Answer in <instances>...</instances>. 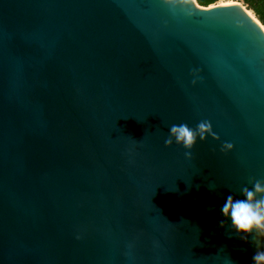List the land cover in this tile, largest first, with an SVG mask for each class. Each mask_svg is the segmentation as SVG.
<instances>
[{
	"label": "water",
	"instance_id": "95a60500",
	"mask_svg": "<svg viewBox=\"0 0 264 264\" xmlns=\"http://www.w3.org/2000/svg\"><path fill=\"white\" fill-rule=\"evenodd\" d=\"M191 3L0 0V264L264 251L221 211L264 180V24L244 1ZM205 120L219 139L198 138L192 159L165 145Z\"/></svg>",
	"mask_w": 264,
	"mask_h": 264
},
{
	"label": "clouds",
	"instance_id": "9594fccd",
	"mask_svg": "<svg viewBox=\"0 0 264 264\" xmlns=\"http://www.w3.org/2000/svg\"><path fill=\"white\" fill-rule=\"evenodd\" d=\"M162 2L173 8H195L191 0H162ZM188 15H193V13L189 11ZM192 76L193 85H196L202 79L199 70H193ZM208 136L219 139L210 121L199 122L195 129L186 123L174 124L170 127V135L165 140V145L168 147H171L174 143L182 145L188 150L185 152V156L192 159L190 150L197 144L198 138L207 140ZM234 147V144L225 142L221 151L227 153L234 150ZM251 183L253 188L250 189L245 186L241 189L243 199L229 195L221 208L224 217L231 218V227L245 241L248 240V235L264 237V180H253ZM209 188L214 190L211 187ZM220 226L226 227V221H220ZM253 261L254 264H264V251H257L253 256Z\"/></svg>",
	"mask_w": 264,
	"mask_h": 264
},
{
	"label": "trees",
	"instance_id": "16d2710c",
	"mask_svg": "<svg viewBox=\"0 0 264 264\" xmlns=\"http://www.w3.org/2000/svg\"><path fill=\"white\" fill-rule=\"evenodd\" d=\"M201 5H210L218 0H197ZM250 9L254 11V14L264 24V0H243Z\"/></svg>",
	"mask_w": 264,
	"mask_h": 264
},
{
	"label": "rangeland",
	"instance_id": "374dc122",
	"mask_svg": "<svg viewBox=\"0 0 264 264\" xmlns=\"http://www.w3.org/2000/svg\"><path fill=\"white\" fill-rule=\"evenodd\" d=\"M224 1L228 2V1H232V0H218L217 2H224ZM240 1H243V0H240ZM217 2H215V3H217Z\"/></svg>",
	"mask_w": 264,
	"mask_h": 264
},
{
	"label": "bare ground",
	"instance_id": "6f19581e",
	"mask_svg": "<svg viewBox=\"0 0 264 264\" xmlns=\"http://www.w3.org/2000/svg\"><path fill=\"white\" fill-rule=\"evenodd\" d=\"M228 2H230V1H228Z\"/></svg>",
	"mask_w": 264,
	"mask_h": 264
}]
</instances>
